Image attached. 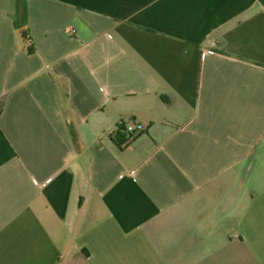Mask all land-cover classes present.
I'll return each instance as SVG.
<instances>
[{
  "label": "crops",
  "instance_id": "obj_1",
  "mask_svg": "<svg viewBox=\"0 0 264 264\" xmlns=\"http://www.w3.org/2000/svg\"><path fill=\"white\" fill-rule=\"evenodd\" d=\"M0 264H264V0H0Z\"/></svg>",
  "mask_w": 264,
  "mask_h": 264
},
{
  "label": "trees",
  "instance_id": "obj_2",
  "mask_svg": "<svg viewBox=\"0 0 264 264\" xmlns=\"http://www.w3.org/2000/svg\"><path fill=\"white\" fill-rule=\"evenodd\" d=\"M26 40L30 41V37L24 34ZM32 51V50H30ZM126 123L119 124L118 130L111 135L112 141L120 148L124 149L129 147L144 131L129 132L126 128Z\"/></svg>",
  "mask_w": 264,
  "mask_h": 264
},
{
  "label": "built area",
  "instance_id": "obj_3",
  "mask_svg": "<svg viewBox=\"0 0 264 264\" xmlns=\"http://www.w3.org/2000/svg\"><path fill=\"white\" fill-rule=\"evenodd\" d=\"M126 123V128L129 132H135V131H142V128L140 126H137L136 124H134L133 122H126V121H120L119 124H124ZM118 124V125H119Z\"/></svg>",
  "mask_w": 264,
  "mask_h": 264
}]
</instances>
